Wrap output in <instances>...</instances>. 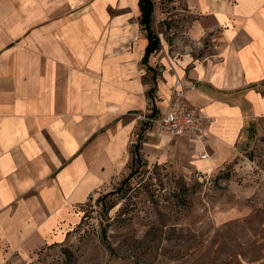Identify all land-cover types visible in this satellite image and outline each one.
Listing matches in <instances>:
<instances>
[{
	"label": "crops",
	"instance_id": "1",
	"mask_svg": "<svg viewBox=\"0 0 264 264\" xmlns=\"http://www.w3.org/2000/svg\"><path fill=\"white\" fill-rule=\"evenodd\" d=\"M121 2H82L75 16L67 0L61 13L54 0H0V264L61 240L73 205L129 169L138 115L153 104L154 116L163 112L175 76L191 85L187 101L209 119L208 156L200 157L196 141L147 124L139 148L147 163L208 171L264 133V0H186L195 17L190 41L211 32L215 48L200 58L167 51L155 83L140 61L146 38L137 0ZM112 3L114 31L91 49ZM129 13L136 20L123 40L117 29Z\"/></svg>",
	"mask_w": 264,
	"mask_h": 264
},
{
	"label": "rangeland",
	"instance_id": "2",
	"mask_svg": "<svg viewBox=\"0 0 264 264\" xmlns=\"http://www.w3.org/2000/svg\"><path fill=\"white\" fill-rule=\"evenodd\" d=\"M54 1L59 8L65 2ZM67 1L77 5L76 16L84 11L82 2L94 0ZM111 5L101 38L90 42L91 49L114 31L107 23L115 14ZM189 10L186 0H154L152 28L161 44L151 55L157 77L163 62L168 65L167 51L200 58L215 48L211 32L190 41L187 29L195 17ZM129 14V23L117 29L123 40L124 28L136 20V14ZM146 80L151 83L150 76L141 75ZM251 137L232 159L208 171L147 163L140 155L142 164L120 190L115 188L130 167L73 205L74 218L61 240L13 253L9 264H264V149L259 146L264 133ZM132 141L131 150L136 136Z\"/></svg>",
	"mask_w": 264,
	"mask_h": 264
},
{
	"label": "built area",
	"instance_id": "3",
	"mask_svg": "<svg viewBox=\"0 0 264 264\" xmlns=\"http://www.w3.org/2000/svg\"><path fill=\"white\" fill-rule=\"evenodd\" d=\"M190 86L175 76L163 112L157 116H149L145 113L138 116L148 124H155L160 133L196 141L202 148L200 157L205 158L208 156L206 148L210 134L209 119L205 115L198 114L187 101L185 90Z\"/></svg>",
	"mask_w": 264,
	"mask_h": 264
},
{
	"label": "trees",
	"instance_id": "4",
	"mask_svg": "<svg viewBox=\"0 0 264 264\" xmlns=\"http://www.w3.org/2000/svg\"><path fill=\"white\" fill-rule=\"evenodd\" d=\"M137 7H138V16H139L138 25H139V28L144 32L145 38H146V44L144 46L140 61L145 66L147 71L148 70L152 71L151 78H152L153 82L155 83L156 82V77H155L156 71L150 63V61H151L150 56L157 49L160 48L161 44H160L159 36L157 35V33L152 28L154 1L153 0H137ZM153 92H154V85H151L147 89V96L151 97ZM156 111H157L156 105L153 104V106L151 108V112L149 113V116H154V113ZM147 124H148L147 121L142 120L141 125L139 127V131H138L137 136H136V141L133 144V148H132V162L130 165V171L126 175V177H124L121 180L120 184L115 188V190H117V191L121 189V187L128 181V179L130 177H132L133 174L136 172L138 166L140 164H142L141 159H140L141 154H140L139 148H140V144H141V136H142V133H143L144 129L146 128ZM135 164H137V165L135 166ZM114 204L115 203H111V206Z\"/></svg>",
	"mask_w": 264,
	"mask_h": 264
}]
</instances>
